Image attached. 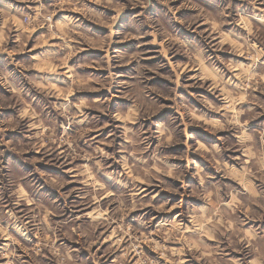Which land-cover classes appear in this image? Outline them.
<instances>
[{
    "label": "clouds",
    "instance_id": "1",
    "mask_svg": "<svg viewBox=\"0 0 264 264\" xmlns=\"http://www.w3.org/2000/svg\"><path fill=\"white\" fill-rule=\"evenodd\" d=\"M0 264H264V0H0Z\"/></svg>",
    "mask_w": 264,
    "mask_h": 264
}]
</instances>
